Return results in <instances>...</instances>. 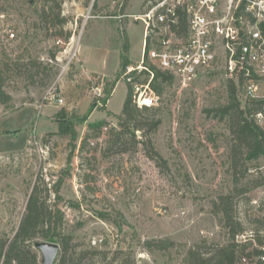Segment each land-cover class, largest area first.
<instances>
[{"label":"rangeland","instance_id":"374dc122","mask_svg":"<svg viewBox=\"0 0 264 264\" xmlns=\"http://www.w3.org/2000/svg\"><path fill=\"white\" fill-rule=\"evenodd\" d=\"M43 1H0V63L24 55L21 63L34 58L51 75L47 79L44 68L35 75L37 68L28 64L21 74L13 69L7 76L5 90L12 100L0 101V235L14 234L36 184L52 189L55 199L53 186L61 181L64 230L80 245L72 251L74 264H184L188 251L203 240L208 246L226 245L222 216L212 204L234 188L228 171L229 132L208 111L226 99V82L232 78L224 65L188 85L176 80L158 96L155 114H141L161 121L156 131L147 132L152 145L142 140L141 132L137 141L146 143L136 144L130 135L115 142L112 130L120 129L114 115L122 113L129 94L121 76L124 33L128 57L137 66L144 56V25L133 17L106 18L124 12L112 0H65L58 19L45 23ZM147 2L130 0L124 14H143ZM89 14L102 18L86 21ZM70 33L67 43L64 38ZM119 75L103 110L92 87L104 91ZM258 85L264 99V78ZM242 90L244 106L250 97ZM55 95L64 103L52 102ZM60 110L71 121L88 116L77 125L76 141L59 134ZM101 120L109 122L102 131L89 127ZM259 123L264 125V116ZM235 215L246 232L256 231L254 220L264 218V186L237 197ZM153 239L171 240L175 247L149 252L143 244ZM82 251L87 254L80 261ZM242 264L258 260L244 259Z\"/></svg>","mask_w":264,"mask_h":264},{"label":"trees","instance_id":"16d2710c","mask_svg":"<svg viewBox=\"0 0 264 264\" xmlns=\"http://www.w3.org/2000/svg\"><path fill=\"white\" fill-rule=\"evenodd\" d=\"M64 1H43L45 4L42 18L45 23L50 22L52 18H54L53 20L58 19ZM129 1L127 0L124 11ZM154 1L156 0H148L146 5ZM94 8H97V4L94 5ZM55 9L58 11V15L55 14ZM59 21L61 24L67 23L66 19H60ZM71 37L72 34H68L64 38L65 42L69 43ZM151 47L149 36L145 49L146 64L155 72L152 89L158 96H161L165 93L167 87L174 85L177 79L170 72L158 69L148 59ZM129 50L128 36L124 33L121 56L122 72L128 66L134 65L128 57ZM55 58L54 54L52 59ZM24 59V55H19L16 58H7L0 63V101L2 104H9L12 100V97L5 90V85L7 76L13 69H16L21 74L27 69L28 64H31V69L37 68L35 75L41 74V70L44 68L47 74L46 78L50 79L51 77L47 66L41 68L42 62L32 58L28 64L21 63ZM121 76L119 75L115 82H107L105 84V97L101 99L103 110H106L109 99ZM34 77L32 76V78ZM226 86L227 96L225 101L216 103L208 111L212 118L225 122L229 132L226 137L228 171L232 175L234 188L230 193L219 196L212 204L214 213L222 216V224L229 237V242L222 246H208L207 241L203 240L201 244L188 251L184 258V264H242L244 259L253 260L263 253L264 237L260 236V231L264 229V218L262 217L254 220L258 224V229L254 231L255 238L253 240L243 244L236 241V236L246 231L235 215V199L251 191V188L264 186V170L262 169L264 164H260V161L264 160V125H261L256 118L258 114L264 115V99L249 98L243 106L241 94L244 87V79L234 80L229 78ZM158 110L159 108L156 107L139 108L135 105L132 101V88L129 85V94L122 113L120 115L109 113L119 120L118 127L120 131L114 133L115 129L112 130V133L116 136L115 142L121 141L124 135H130L136 144L146 141L147 132L156 131L161 121L154 118H143L141 114H155ZM87 117L71 121L66 111L60 110L56 114L59 122V134L68 135L70 140L76 141L78 139L77 125L84 123ZM108 124L107 120H101L89 124V127L93 130L102 131ZM137 132H141L143 141H137ZM147 143L152 145L150 140H147ZM60 183H56L53 186L55 199L51 198L52 189L48 186L43 185L44 188H41L40 184L34 186L27 202L26 211L14 234L12 236L7 233L0 235V264H41V257L34 248V244L38 240L59 244L61 249L56 264L75 263L72 251L76 250L80 245L75 244L73 234H68L64 230L65 213L59 207L60 202L63 200L59 195ZM73 205L74 207L80 206L78 204ZM104 219L107 218L105 217ZM254 243L257 247L254 246ZM143 245L149 252L160 253L175 247L173 241L163 239L147 240ZM207 248L209 249L205 251L204 249ZM92 252L94 255L101 254L97 250H92ZM80 253H83L80 258V261H82L87 253L84 251Z\"/></svg>","mask_w":264,"mask_h":264},{"label":"built area","instance_id":"2783aa9c","mask_svg":"<svg viewBox=\"0 0 264 264\" xmlns=\"http://www.w3.org/2000/svg\"><path fill=\"white\" fill-rule=\"evenodd\" d=\"M112 2L121 12L127 0ZM124 12L106 18L133 17L144 25V56L137 66H128L122 74L132 88V101L139 108L156 107L158 98L152 89L155 72L145 58L149 36L152 47L148 59L183 85L222 64L232 79H244L248 97L260 99L258 82L264 78V0H156L147 5L143 14ZM93 18L102 17L89 14L86 21ZM10 33L11 38L16 37ZM76 56L75 52L73 58ZM92 90L100 102L104 91L99 86H93ZM51 99L64 103L56 95ZM263 116L257 115L258 122ZM254 238L255 232L250 231L237 235L236 241L243 244ZM262 250L258 264H264V247Z\"/></svg>","mask_w":264,"mask_h":264},{"label":"water","instance_id":"95a60500","mask_svg":"<svg viewBox=\"0 0 264 264\" xmlns=\"http://www.w3.org/2000/svg\"><path fill=\"white\" fill-rule=\"evenodd\" d=\"M34 248L38 251L41 257V264H56L60 246L57 243L38 240L34 244Z\"/></svg>","mask_w":264,"mask_h":264},{"label":"crops","instance_id":"0c3cea01","mask_svg":"<svg viewBox=\"0 0 264 264\" xmlns=\"http://www.w3.org/2000/svg\"><path fill=\"white\" fill-rule=\"evenodd\" d=\"M144 48H145V41H144V47H143V50H144Z\"/></svg>","mask_w":264,"mask_h":264}]
</instances>
